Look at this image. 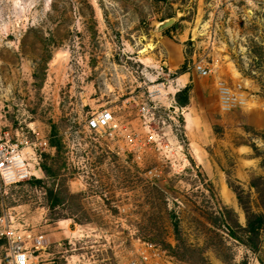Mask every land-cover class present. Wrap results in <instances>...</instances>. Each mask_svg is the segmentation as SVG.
<instances>
[{
	"label": "rangeland",
	"instance_id": "1",
	"mask_svg": "<svg viewBox=\"0 0 264 264\" xmlns=\"http://www.w3.org/2000/svg\"><path fill=\"white\" fill-rule=\"evenodd\" d=\"M0 131L33 143L0 215L37 264H264V0H0Z\"/></svg>",
	"mask_w": 264,
	"mask_h": 264
},
{
	"label": "built area",
	"instance_id": "2",
	"mask_svg": "<svg viewBox=\"0 0 264 264\" xmlns=\"http://www.w3.org/2000/svg\"><path fill=\"white\" fill-rule=\"evenodd\" d=\"M195 69L202 75L207 73L200 65L196 66ZM156 73L159 76H169L170 69L166 68L165 65H159L156 68ZM138 110L142 117L143 128L147 133V141L156 145L158 149H162L164 143L162 139L163 136H166L164 132L166 123L159 117V114L163 113L161 106L156 103L152 105L142 103ZM115 119L111 109H103L87 120L86 128L91 133H97L101 130H115L119 127ZM152 121H157L156 129H153ZM46 144V141L39 143L40 146ZM32 149L33 143L24 133L0 131V186L17 185L29 180L32 176H37V170L33 169L34 164L31 160L36 157ZM38 170L40 171V169ZM33 236L31 231L27 232V230L16 227L13 223V217L9 213L0 215V264H37L32 260V257L33 252L40 248V238L36 239ZM31 238L38 241L34 247L27 246V241ZM130 260L126 261L125 264H138L135 259Z\"/></svg>",
	"mask_w": 264,
	"mask_h": 264
},
{
	"label": "trees",
	"instance_id": "3",
	"mask_svg": "<svg viewBox=\"0 0 264 264\" xmlns=\"http://www.w3.org/2000/svg\"><path fill=\"white\" fill-rule=\"evenodd\" d=\"M262 222H263L262 216H255V218L253 220L247 222V228L253 232L254 230L257 229V226H259ZM229 232H230V230H229ZM231 233H232V231H231Z\"/></svg>",
	"mask_w": 264,
	"mask_h": 264
},
{
	"label": "bare ground",
	"instance_id": "4",
	"mask_svg": "<svg viewBox=\"0 0 264 264\" xmlns=\"http://www.w3.org/2000/svg\"><path fill=\"white\" fill-rule=\"evenodd\" d=\"M166 21H168V20H166ZM166 21H164V22H166ZM164 22H162V23H160L159 24V27L164 23ZM60 56V55H59ZM65 56V55H64ZM63 55H62V57H64ZM66 57V56H65ZM65 59V58H64ZM55 61V60H54ZM61 61V60H60ZM182 77H179L178 79H177V83L178 84H181L182 82ZM158 88H160L161 90H163V88L161 87V85H158L157 86ZM174 91H176L174 88H173V86H170L169 87V89H168V91H163V92H165V93H167V92H171V93H174ZM187 116H188V114H187Z\"/></svg>",
	"mask_w": 264,
	"mask_h": 264
},
{
	"label": "water",
	"instance_id": "5",
	"mask_svg": "<svg viewBox=\"0 0 264 264\" xmlns=\"http://www.w3.org/2000/svg\"><path fill=\"white\" fill-rule=\"evenodd\" d=\"M171 24H173V19H169L168 21L164 22V23L159 27V29L161 30V29H163V28H165V27L170 26Z\"/></svg>",
	"mask_w": 264,
	"mask_h": 264
}]
</instances>
